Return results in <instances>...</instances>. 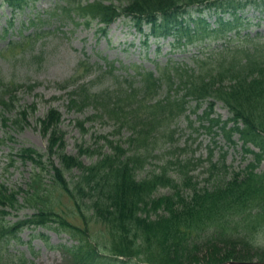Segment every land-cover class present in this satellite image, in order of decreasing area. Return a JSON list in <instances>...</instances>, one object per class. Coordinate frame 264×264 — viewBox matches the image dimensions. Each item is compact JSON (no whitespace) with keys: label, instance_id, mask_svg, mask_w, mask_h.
Instances as JSON below:
<instances>
[{"label":"trees","instance_id":"obj_1","mask_svg":"<svg viewBox=\"0 0 264 264\" xmlns=\"http://www.w3.org/2000/svg\"><path fill=\"white\" fill-rule=\"evenodd\" d=\"M1 1L15 14L36 0ZM61 1L46 11V20H69L87 27L96 22L102 25L98 31L105 34L107 26L118 18H130L139 32L143 33L142 27L146 26L147 36H170L177 42H192L195 36L220 39L230 29L231 23L222 18L209 28L205 19L189 16L191 9L201 13L204 8H214L236 15L237 10L248 5L260 9L262 5L260 0ZM37 21L43 25L45 20ZM22 41H10L7 48L20 46ZM214 57L210 65L197 59L195 68H165L159 76L140 73L137 85L133 80L125 86L118 82L114 92H90L87 82L68 92V109L82 111L91 105L93 118L111 122L115 133L126 128L130 135L123 141L125 147L119 141L99 136L107 152L80 145L77 155L67 154L64 133L59 128L61 113L50 107L39 119L40 131L47 138L45 152L25 147L16 154L20 160L32 163L27 188L14 189L0 183V264H27L26 259L2 251L10 241H19L20 232L31 226L68 235L73 244L63 248L73 264H118L124 259L140 264H224L249 258L248 235L264 220V171H255L264 161V42L252 41L233 50L226 45ZM19 84L0 81L2 112L17 105L15 92ZM68 85L66 82L59 87L65 89ZM34 87L29 84L27 89ZM162 89L165 94L156 98ZM189 100L195 101L194 111L206 104L199 117L204 129L209 133L221 131L232 144L237 136L244 153L252 155L253 160L228 179H216L211 187L201 186V181L191 174L196 164L190 162L176 164L178 180L168 173V166L138 178L160 139H174L168 128L185 112ZM216 102L227 109L228 119L211 117ZM19 113L25 115L26 111ZM12 123L22 127L20 119L14 118ZM77 124L85 131L83 121ZM83 155L96 157L86 165L80 159ZM211 158L210 150L205 161L209 162V177L216 168ZM9 163L12 165V160ZM73 170L77 171L75 175L70 174ZM161 189L170 192L157 195ZM61 195L72 207L68 214L61 213L66 212L59 206ZM21 208L32 209L33 213L13 223L5 221L12 211ZM75 220L82 225L75 224ZM89 220L105 226L108 237L104 242L89 234ZM260 258L264 264V252Z\"/></svg>","mask_w":264,"mask_h":264},{"label":"rangeland","instance_id":"obj_2","mask_svg":"<svg viewBox=\"0 0 264 264\" xmlns=\"http://www.w3.org/2000/svg\"><path fill=\"white\" fill-rule=\"evenodd\" d=\"M59 3L62 4V1L36 0L23 11L13 14L0 0V81L20 83L15 92L17 105L5 112L0 108V113L7 119L3 124L0 117V183L10 188L25 190L32 173V163L29 160H20L16 155L19 150L25 147L41 153L46 150L47 138L40 131L39 119L45 117L50 107L57 108L61 113L59 128L64 133L67 154L77 155L80 145L104 153L108 149L99 136H107L123 143L130 135L126 128L115 133L116 129L111 122L93 118L94 109L91 105L85 106L82 111L68 109V92L75 85L87 82L90 92L102 89L114 92L119 87L118 82L125 86L128 81L133 80L137 85L140 73L152 72L159 76L165 68H195L197 59L206 60V64L210 65L214 56L226 45L233 50L248 46L252 41L264 42V0L259 2L262 4L261 9L248 5L240 11L237 10L236 15L214 8H204L201 13L190 8L189 16L205 19L209 28L216 26L218 18L231 23L223 38L209 40L195 36L192 42H177L170 36H147L149 29L143 26V33L139 32L130 18L117 19L107 26L105 34L98 31L102 25H97L96 22L87 27L69 20H46V11L52 10ZM38 18L45 20L43 25L38 23ZM75 21L81 22L82 19L75 18ZM20 38L23 39L20 46L7 48L10 41ZM111 67L113 69L110 72ZM66 82H69L67 88L59 87ZM29 84H35L30 91L27 89ZM164 94L162 89L156 98ZM205 108L206 104L203 103L194 111L195 101H188L185 112L168 128L173 132L174 139H160L152 158L138 174V178L154 171L159 172L160 168L168 166V173L178 180L176 164L180 163L182 166L190 162L192 165L196 164L191 174L196 175L201 186L211 187L216 179H228L231 173L244 169L253 160L252 155L244 153L237 136L233 137L232 144L221 131L209 133L200 125L199 117L203 115ZM22 110L26 111L25 115L19 113ZM229 116L222 103L214 104L211 117L226 120ZM14 118L21 120L22 127L12 123ZM81 121L85 131L77 124ZM163 131L167 132V129ZM123 146H127L126 143ZM210 150L211 161L216 163L212 177L207 172L209 162H205ZM95 157L96 155H83L80 159L88 165ZM11 160L12 165L9 163ZM198 160L203 162L198 163ZM55 162L58 164L56 160ZM255 171H264V161ZM72 173L75 175L77 171L73 170L70 174ZM44 180H48L47 175ZM52 192L53 190L50 195L55 198ZM169 192V189H161L156 194ZM59 206L66 211L61 212L57 205L56 209L61 213L68 214L72 210L68 199L63 195L60 196ZM32 213V209L21 208L12 211L5 221L13 223L28 218ZM74 223L82 225L78 220ZM87 228L89 234L97 237L99 242H104L108 237L105 226L100 223L89 220ZM255 229L247 238L250 241V257L245 258V261L261 263L260 256L264 252V220ZM19 236V241H10L2 252H11L15 258H24L27 264H73L63 248L73 244L68 235L31 226L25 227ZM118 264L140 263L124 259Z\"/></svg>","mask_w":264,"mask_h":264},{"label":"water","instance_id":"obj_3","mask_svg":"<svg viewBox=\"0 0 264 264\" xmlns=\"http://www.w3.org/2000/svg\"><path fill=\"white\" fill-rule=\"evenodd\" d=\"M225 264H260L259 262H253V261H229Z\"/></svg>","mask_w":264,"mask_h":264}]
</instances>
